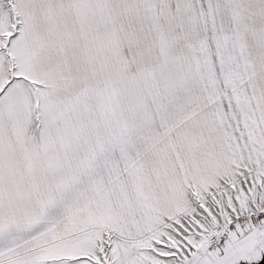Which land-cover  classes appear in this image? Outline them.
<instances>
[{"label": "snow or ice", "instance_id": "snow-or-ice-1", "mask_svg": "<svg viewBox=\"0 0 264 264\" xmlns=\"http://www.w3.org/2000/svg\"><path fill=\"white\" fill-rule=\"evenodd\" d=\"M0 264H264V0H0Z\"/></svg>", "mask_w": 264, "mask_h": 264}]
</instances>
